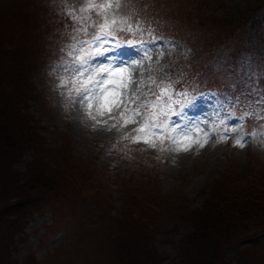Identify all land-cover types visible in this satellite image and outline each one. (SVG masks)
<instances>
[{"label": "rangeland", "instance_id": "rangeland-1", "mask_svg": "<svg viewBox=\"0 0 264 264\" xmlns=\"http://www.w3.org/2000/svg\"><path fill=\"white\" fill-rule=\"evenodd\" d=\"M160 1L157 9L168 0ZM53 2L57 3L58 0ZM40 5L42 3L39 0H0V21L5 22L12 16L17 26L20 24L15 32L17 38L24 44L25 38L28 40L34 38L26 17L40 18L38 12L41 15L42 12L38 8L44 10ZM178 6L189 10L192 23L196 27L203 26L208 32L211 27H216L207 18L210 6L204 0H178ZM141 7L134 8L141 13ZM21 8L24 9L23 22ZM147 9L153 10L152 7ZM146 15L148 14L143 15L144 22L156 23L159 29L158 21L156 22L153 16L146 20ZM34 23L37 24V21ZM65 29L68 30L67 27ZM208 32L198 35L202 42H208ZM158 36L162 37V42L150 47L152 49L159 47L163 56L157 60L156 52L153 51L152 59L145 61L143 67L137 69L142 73L141 92L149 88L153 92L159 91L156 85L150 84L149 77L160 83L165 73L168 76L173 72L178 74L182 70L179 62L189 55L191 57L192 54V50L190 51L189 47H185L178 39ZM63 38V43L66 44L61 45L59 54L53 56L55 52L53 47L49 50V55L54 58H49L45 65L35 69L32 81L36 86V98L29 100V103L41 135L46 139V150H50L40 156V159L50 168L54 167L58 160L56 168H59L65 177L60 181L62 184V180H66L63 189L67 191H62L65 195L64 205L55 206L56 223L50 211L33 214L25 228L23 240L17 243V248L13 251V260L20 263L34 252L36 257L46 264H67V255L71 251L76 257L77 264L89 263L88 260H91L90 264H114L107 253L108 247L107 256L101 248L94 249V245L97 246L96 236L99 238L122 229L121 219L128 209L129 212L140 215L145 221L153 224V234H156L155 246L159 254L166 257L163 264H176L179 260L178 245L184 233L182 217L192 209L202 207L211 190L212 192L219 190L220 184L228 181L231 176L235 182L233 186L249 181H242L244 179L242 171L249 164L251 169L245 177L249 179L252 173H257L264 184V136L250 140L241 149L234 145L232 139L236 133H224L223 127L219 129L213 127L219 125L221 120L229 127L240 123L236 118L239 114L234 115L217 104V94L198 99L195 110L185 109L190 118L189 126L193 128L192 139L203 138L204 132H209L208 142L204 148L193 145L188 152H183L177 150L179 145L171 143L167 138L163 145L157 141L156 148H151L143 142L133 143L130 139H123L126 134L134 135L132 130L139 125L129 124L119 130L113 128L109 131L108 126L114 121L108 120V115H115V111L103 117L97 116V119L108 120V125H96L95 121L87 116L85 109L73 103V99H77L75 93L69 97L68 90L71 84L68 88L61 87V79L69 80L71 77V70L68 68L71 58L67 55L70 43L68 32L63 34ZM192 40L195 42V38ZM201 41L197 40V43L201 44ZM128 51L133 49L128 48ZM133 59L139 57L134 53ZM213 59L217 58L215 56L209 58L211 61ZM215 68L222 69L223 66L216 61L206 73L204 71L199 73L204 75L202 77L204 84H209L208 76L212 73V77L232 88L233 84H230L232 77L228 71L220 76L218 73L210 72ZM133 76L135 77V72ZM192 85L193 82L190 86ZM206 90L208 89L201 93H216ZM152 98L147 97L149 100ZM171 119L175 120L176 117L173 116ZM197 122L202 129L200 132L195 130ZM252 129L256 131L254 126ZM245 131L252 130L245 128ZM221 133L229 135V138L218 142ZM141 147L145 148L142 152ZM33 156L32 152L27 153L24 161L17 165L18 168L24 171L27 161L37 162ZM233 171L238 175H234ZM85 232H92L95 237L94 245L88 243V240L81 242L83 240L79 236H87L83 234ZM249 242V239L245 238L236 242L227 260L233 261L237 253L250 245ZM254 243L257 245L262 243L258 247L253 246L252 250L257 256L256 262H264V232L256 236ZM88 252L91 256L84 258Z\"/></svg>", "mask_w": 264, "mask_h": 264}, {"label": "trees", "instance_id": "trees-1", "mask_svg": "<svg viewBox=\"0 0 264 264\" xmlns=\"http://www.w3.org/2000/svg\"><path fill=\"white\" fill-rule=\"evenodd\" d=\"M39 1L44 9L38 8L42 12V15L38 12L40 18L26 17L29 30L34 33V38H25L26 43L22 44L17 38L15 31L20 24L17 26L12 16L5 22L0 21V264H46L34 252L22 262H16L12 257L13 251L23 240L25 228L35 212L43 214L50 211L55 222V206L64 205L62 191H67L63 189L66 180L60 184L61 178L65 177L56 168L58 160L50 168L40 159L50 150H46V139L30 110L29 100L36 98L33 73L49 58H54L49 55L50 49L55 47V56L59 54L61 45L65 46L63 34L68 32L65 29L68 22L63 17L61 0L57 3L54 0ZM204 1L210 6L207 18L216 26L211 27L210 32L203 26L196 27L189 10L177 7L178 0H168L158 9L160 0H138L134 5L140 7L146 4V8L140 9L141 15L148 14L146 20L153 16L158 21L159 29L156 23L144 22L146 29L151 28L157 36L176 38L192 50L191 57L179 62L182 70L169 75L171 79L179 80L189 91L194 88L199 93L208 89L219 96L228 93L231 87L212 77L210 72L223 76L228 71L232 77L230 84H233L237 79L233 61L247 56L258 76L255 86L264 87V76L259 75L260 69L256 66L264 57V0ZM148 7L153 10H148ZM23 12L21 8L22 22ZM202 32H208V42H202L198 36ZM213 56L217 59L209 60ZM216 61L223 68L210 70L209 84H204V75L199 73H206ZM235 110L240 115V109ZM253 123L246 118L245 128L253 131ZM31 152L37 162L27 161L25 170H20L17 165ZM133 155L136 156V153ZM249 165L242 171V181H249L233 186L235 182L230 175L228 181L220 184L219 190H211L202 207L192 209L182 217L184 233L178 245L179 260L176 264H264L256 262L257 256L252 250L253 246L262 244L257 245L254 241L257 235L264 232V184L257 173H252L249 179L245 177L251 169ZM233 174L238 175L235 171ZM121 223L122 229L99 238L96 236L97 246L93 244L95 237L92 232L83 233L87 235L85 237L79 236L83 240L81 242L88 240L94 249L101 248L114 264H163L166 257L160 255L155 246L153 224L128 209ZM244 238L249 239L250 245L237 253L233 261L227 260L236 242ZM90 256L88 252L84 258ZM75 258L73 252H68L67 264H77ZM88 262L84 264H90L91 260Z\"/></svg>", "mask_w": 264, "mask_h": 264}, {"label": "snow or ice", "instance_id": "snow-or-ice-1", "mask_svg": "<svg viewBox=\"0 0 264 264\" xmlns=\"http://www.w3.org/2000/svg\"><path fill=\"white\" fill-rule=\"evenodd\" d=\"M137 2L61 0L70 40L67 55L71 58L68 65L71 77L69 80L61 79V87L68 88L71 84L69 97L75 93L77 99H73V103L85 109L96 125H108V120H112L114 123L108 126L109 131L129 124L139 125L132 130L134 135L126 134L123 139L156 148L157 141L163 145L167 138L179 145L177 150L183 152H188L193 145L204 148L209 132H204L203 138L192 139L193 128L189 126L190 118L185 109L195 110L198 99L217 94L197 93L194 88L189 91L167 73L160 83L149 77L150 84L156 85L159 91L153 92L149 88L141 92L142 73L137 69L152 59L153 51L157 60L163 56V52L159 47H150L159 45L162 37L144 27L143 16L134 8ZM142 7L146 8L147 5L143 4ZM128 48L133 51H128ZM134 53L139 59H133ZM233 63L236 64L234 72L237 79L228 93L217 96L216 102L221 108H239L240 115L236 118L240 123L229 127L221 120L219 125L213 127H223L224 133H236L232 137L234 145L243 149L250 140L264 136V87L255 86L258 76L247 56L239 57ZM256 66L260 69L259 75L264 76V57ZM178 84L180 87H177ZM147 97L153 98L149 100ZM114 111L116 114L108 115V120L97 119V116L103 117ZM173 116L175 120L171 119ZM246 118L254 122L256 131H245ZM195 130L202 131L199 122L195 124ZM224 133L219 135L218 142L229 138Z\"/></svg>", "mask_w": 264, "mask_h": 264}]
</instances>
